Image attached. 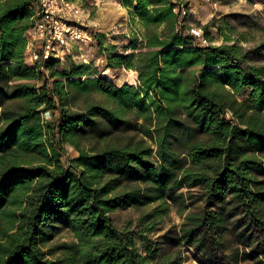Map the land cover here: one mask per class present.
Here are the masks:
<instances>
[{
  "label": "trees",
  "instance_id": "1",
  "mask_svg": "<svg viewBox=\"0 0 264 264\" xmlns=\"http://www.w3.org/2000/svg\"><path fill=\"white\" fill-rule=\"evenodd\" d=\"M118 1L140 19L143 41L121 55L95 38L109 68L138 73L136 86L86 76L92 66L70 56L29 63L37 0H0V264H180L179 253L160 254L111 214L157 203L147 216L157 218L184 188L199 189L203 207L165 244L194 248L204 264H264V65L240 46H202L178 30L174 0ZM203 27L210 38L216 25ZM93 93L105 101L78 104ZM56 111L60 123L46 122ZM117 132L142 137L81 147ZM66 145L78 153L68 165ZM57 225L75 240L46 250Z\"/></svg>",
  "mask_w": 264,
  "mask_h": 264
},
{
  "label": "rangeland",
  "instance_id": "2",
  "mask_svg": "<svg viewBox=\"0 0 264 264\" xmlns=\"http://www.w3.org/2000/svg\"><path fill=\"white\" fill-rule=\"evenodd\" d=\"M193 2L194 7L198 5L200 12H192L193 14L187 20L188 23L194 26L200 27L205 36L204 27L197 24L199 21H205V10H209L213 13L210 23L215 22L216 27H210L211 37L206 38L211 45H237L242 48L244 52L252 51L249 57V61L253 65H264V50L255 51L257 47L264 43V0H188ZM105 6L108 8L106 14H100L98 19V25L89 24L90 32H96L98 35L105 36L106 33L111 34L109 40L104 41L105 45L110 47L113 53L121 55H130L134 50L132 48V40L139 34L141 37L144 32L143 27L135 25L132 21L126 26V21L122 14H125L124 8L119 4V1L109 0ZM119 6L123 8V10ZM81 11L83 10L80 8ZM90 9V8H89ZM92 10V9H91ZM202 11V12H201ZM122 13V14H121ZM87 12H84L86 17ZM204 14V15H203ZM88 20H93V12L87 17ZM110 24H109V23ZM108 23V24H107ZM184 26V29L187 28ZM220 28H223V32L230 35V40L226 41L220 33ZM123 29V30H122ZM124 29L126 32L123 33ZM146 32V31H145ZM130 34V36H126ZM137 36V37H140ZM107 39V37H106ZM104 40V39H103ZM139 40V39H138ZM141 43V41H139ZM62 58L60 60L64 62L67 57H73L78 64H87L92 66V73H87L86 76H100L107 78L111 83L116 86H123L124 84L134 85L138 84V73L133 69L126 67H111L107 65V59L104 57V53L101 51L100 44L95 39L90 43L79 44L71 43L63 52H61ZM62 64L58 65L60 68ZM129 72H134V82H127V76ZM123 79V80H122ZM85 100L91 102H104L105 98L99 93H93L85 97H81L78 100V104L82 106ZM75 109L79 108L74 104ZM230 116H232L230 114ZM43 117L46 122L59 124L60 112L56 111L52 113H44ZM137 141L142 137L141 134L136 132H117L107 138L105 141L98 143L94 139H83L81 141V147L85 149H91L94 146L104 147L106 145L125 144L132 140ZM148 143H152L148 140ZM67 152L63 158L65 165H68V157L76 156L78 153L71 145H66ZM199 189H187L180 190L172 201H169L170 209L167 214H163L154 219H149L147 216L157 206L156 204H150L147 206H134L125 209H119L111 214L114 225L122 231H130L135 234L144 233L152 242V245L159 249V253L172 252L179 253L181 256L180 264H204L202 257H199L197 251L194 248L181 246L180 248L165 244L163 235L170 229L177 226L179 227L185 219V215L192 211L201 210L203 203L198 199ZM57 229L53 231V239L45 245V249L48 250L53 245L62 242H73L74 236L72 232L62 225H57ZM2 229V222L0 220V233ZM255 238L253 239L252 246L255 244ZM138 245H141L138 241ZM233 242L230 240L227 251L229 254L233 253ZM242 251H252V247L248 250L241 245ZM57 257V254L55 256ZM261 259V258H259ZM235 264H257V260L241 259L235 262Z\"/></svg>",
  "mask_w": 264,
  "mask_h": 264
},
{
  "label": "built area",
  "instance_id": "3",
  "mask_svg": "<svg viewBox=\"0 0 264 264\" xmlns=\"http://www.w3.org/2000/svg\"><path fill=\"white\" fill-rule=\"evenodd\" d=\"M174 11L178 15V30L192 35L202 46H209L200 27L188 23L192 10L188 0H174ZM90 21L83 17L81 9L69 0H37L32 28L28 36L29 60L31 63L50 57L62 58L61 52L71 43L85 44L94 40L89 31Z\"/></svg>",
  "mask_w": 264,
  "mask_h": 264
},
{
  "label": "crops",
  "instance_id": "4",
  "mask_svg": "<svg viewBox=\"0 0 264 264\" xmlns=\"http://www.w3.org/2000/svg\"><path fill=\"white\" fill-rule=\"evenodd\" d=\"M69 1H71V2H73V3H75L79 8H82L83 10H82V12H83V17L85 18V19H87L88 20V16L93 12V20L91 21V20H88V21H90V24H94V25H98V19L96 18V17H100V14H106V10H108V8L105 6V4L109 1V0H69ZM116 2H118V0H115ZM119 4L124 8V10H125V14H122L123 15V18H124V20L126 21V26H127V24L129 23V22H133L135 25H137V26H141V27H143V29L142 30H144V32H142V37L139 35V34H137V36H140V37H137V36H135L134 35V37L135 38H138L139 40L138 41H143V37H144V35H145V31H146V29L144 28V26H143V24L141 23V21H140V19L137 17V16H135V15H133L132 14V10L131 9H129V8H127V7H124L120 2H119ZM194 3L193 2H191L190 1V6H191V10H192V12L194 13V12H200V7H198V5L197 6H195L194 7V5H193ZM121 7V9L123 10V8ZM90 8V9H89ZM92 9V10H91ZM206 12H205V15H204V18H205V21H202L201 20V22L199 21L197 24H199L200 26H204V25H209L210 24V21H211V18L213 17V13H211L209 10H205ZM84 12H87V14H86V17H85V15H84ZM202 12V11H201ZM109 23V22H108ZM107 23V24H108ZM110 24V23H109ZM161 29L162 28H160L159 30L161 31ZM123 30V29H122ZM124 32H126V29H124V31H123V33ZM29 33H30V31H29ZM93 33V32H92ZM125 34V33H124ZM93 35H94V39H95V41H97V39L95 38V36H97L98 35V33H96V32H94L93 33ZM110 35L111 34H109V33H106V35L105 36H103V39H104V41L106 42V40H109L108 42H111V39L110 38H108V37H110ZM126 36H130V34H126ZM106 37H107V39H106ZM134 38V39H135ZM29 50H27V61L29 62V63H31L30 62V60H29ZM104 57L106 58V54H104Z\"/></svg>",
  "mask_w": 264,
  "mask_h": 264
},
{
  "label": "bare ground",
  "instance_id": "5",
  "mask_svg": "<svg viewBox=\"0 0 264 264\" xmlns=\"http://www.w3.org/2000/svg\"><path fill=\"white\" fill-rule=\"evenodd\" d=\"M121 7L119 6V9H120ZM133 74H134V72H129V75L127 76V82H129V83H132V82H134V76H133ZM123 80V79H122Z\"/></svg>",
  "mask_w": 264,
  "mask_h": 264
}]
</instances>
